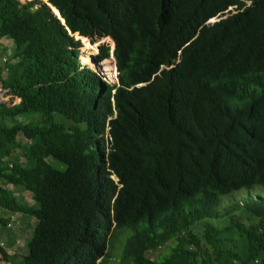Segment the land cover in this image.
<instances>
[{
	"label": "trees",
	"instance_id": "16d2710c",
	"mask_svg": "<svg viewBox=\"0 0 264 264\" xmlns=\"http://www.w3.org/2000/svg\"><path fill=\"white\" fill-rule=\"evenodd\" d=\"M47 3L64 25L39 0H0L16 60L0 87L20 100L0 104V230L8 214L35 220L19 264H104L119 229V264H264V199L219 211L264 189V0ZM105 37L114 59L101 45L92 61L109 79L115 60L118 84L80 63Z\"/></svg>",
	"mask_w": 264,
	"mask_h": 264
},
{
	"label": "rangeland",
	"instance_id": "374dc122",
	"mask_svg": "<svg viewBox=\"0 0 264 264\" xmlns=\"http://www.w3.org/2000/svg\"><path fill=\"white\" fill-rule=\"evenodd\" d=\"M29 1L32 0H18L19 4H25ZM247 5H249V2H247ZM88 42L92 45H95L97 50L96 53L90 55L91 56L90 60L91 58H95V56H97L99 52V46L101 45H107L109 47L110 57H112L113 43L112 40H110L109 38L95 39L93 43L88 40ZM13 51H14V47L10 41L8 40L0 41V67L3 68L5 64L16 62V60L11 59V53ZM80 63L83 64L81 61ZM84 65H87L89 68L98 72V74L102 76V78L106 80L108 83H116V79H115L116 68H115L114 60L113 61L111 60L109 62V65L112 67V73L115 72L114 76L109 77L110 80L107 79V77H105V75L103 74L101 63H99L98 65H95V63H91V65L88 64H84ZM0 99L2 103H8L11 102L12 96L8 94L6 90L1 89L0 87ZM25 122H27V118H24L22 116L17 117L15 119L5 120V123L9 126L14 124L25 123ZM18 160L23 163L25 162V158L20 154L18 156ZM7 188L13 190V187L11 186H7ZM14 195L17 198L22 197L23 200L28 205H31L33 203L29 193L15 190ZM254 197H260L264 199V189L259 186H252L249 189H241L240 191L234 192L230 195L223 196L220 199L221 203L219 206V211L223 212V210L231 204H234L236 202H243L248 198H254ZM8 218L11 227L7 228L6 231L0 230V264H4V262H6L7 264H19L20 259L27 252V249L25 250L26 248L25 246L31 237L34 228L33 225H35L34 224L35 220L33 218L24 216L20 213L8 214ZM226 219L227 217H225L224 215L223 218H219V220L217 221L214 220H209V221H213L211 222L212 225L217 228H220L221 226L225 225V223L227 222ZM203 229L204 227L202 225H197L194 227V232L199 233ZM130 236H131V231L127 229H119L118 231H115L113 233V235L110 237L108 241L107 250H106V259H105L106 261H104V264H119L120 257L123 254V249L126 246V241L128 238H130ZM2 252H5L7 254V259L3 257ZM168 252H169L168 247L163 246L154 252L147 253V256L152 260H157L159 257H161L164 254H167Z\"/></svg>",
	"mask_w": 264,
	"mask_h": 264
},
{
	"label": "clouds",
	"instance_id": "9594fccd",
	"mask_svg": "<svg viewBox=\"0 0 264 264\" xmlns=\"http://www.w3.org/2000/svg\"><path fill=\"white\" fill-rule=\"evenodd\" d=\"M40 1V0H39ZM47 1V0H46ZM41 2V1H40ZM246 4H247V2H246ZM249 4H250V2H249ZM247 6H249V5H247ZM232 7H235L234 9H232V10H230L229 8H232ZM52 12V11H51ZM236 13V6H230V7H228L224 12H223V15L222 16H219L220 17V19L221 18H225V17H227V16H229L230 14H235ZM58 19V18H57ZM59 20V19H58ZM214 21V23L215 22H217L218 21V18H214V19H211L210 21ZM60 21V20H59ZM61 22V21H60ZM209 22V21H208ZM207 22V23H208ZM62 24V23H61ZM213 24V23H212ZM63 25V24H62ZM75 35H77V37H80L78 34H75ZM75 35H74V38H75ZM83 38H85V37H83ZM105 38H109V37H105ZM87 39V38H86ZM75 40H77V41H80V39H76L75 38ZM89 40V39H88ZM111 40V39H110ZM90 41V40H89ZM81 43V42H80ZM112 43H113V41H112ZM113 47H115L114 46V43H113ZM99 53V52H98ZM112 58L114 59V57L112 56ZM91 63H93L92 62V58H91ZM101 63V62H100ZM114 63H115V60H114ZM82 65H84V64H82ZM116 65V64H115ZM87 66V65H86ZM116 68V67H115ZM117 69V68H116ZM95 71V70H94ZM96 72V71H95ZM116 72V71H115ZM118 72V71H117ZM117 74V73H116ZM118 76V75H117ZM115 79H116V77H115ZM117 83V82H116ZM113 84V83H112ZM118 84V83H117ZM1 104V103H0ZM113 180H115V181H117V179L115 178V177H113L112 178ZM27 193V192H26ZM7 227L9 228V227H11V225L10 224H8L7 225ZM101 260H99L98 262H100ZM4 264H7L6 262H4Z\"/></svg>",
	"mask_w": 264,
	"mask_h": 264
},
{
	"label": "water",
	"instance_id": "95a60500",
	"mask_svg": "<svg viewBox=\"0 0 264 264\" xmlns=\"http://www.w3.org/2000/svg\"><path fill=\"white\" fill-rule=\"evenodd\" d=\"M42 3H44V4H46L48 7H49V9L52 11V13L61 21V23L64 25V21H63V19L60 17V15H59V13H58V11L54 8V7H52L50 4H48L47 3V1H42V0H40ZM53 8L56 10V11H53ZM212 23H214V21L212 20V21H209L208 23H207V25H211ZM113 51H114V47H113ZM112 56H113V52H112ZM91 62V61H90ZM115 67H116V65H115ZM116 82L118 83V78H117V75H118V72H117V69H116Z\"/></svg>",
	"mask_w": 264,
	"mask_h": 264
},
{
	"label": "built area",
	"instance_id": "2783aa9c",
	"mask_svg": "<svg viewBox=\"0 0 264 264\" xmlns=\"http://www.w3.org/2000/svg\"><path fill=\"white\" fill-rule=\"evenodd\" d=\"M235 7L229 8L230 10L234 9ZM1 100V99H0ZM12 105H17L20 103V100L18 98L12 97ZM2 103V101H0Z\"/></svg>",
	"mask_w": 264,
	"mask_h": 264
},
{
	"label": "bare ground",
	"instance_id": "6f19581e",
	"mask_svg": "<svg viewBox=\"0 0 264 264\" xmlns=\"http://www.w3.org/2000/svg\"><path fill=\"white\" fill-rule=\"evenodd\" d=\"M86 61V60H85Z\"/></svg>",
	"mask_w": 264,
	"mask_h": 264
}]
</instances>
